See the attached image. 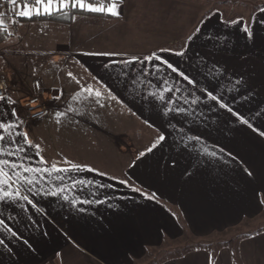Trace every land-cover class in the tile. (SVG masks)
Returning a JSON list of instances; mask_svg holds the SVG:
<instances>
[{"label": "crops", "instance_id": "obj_1", "mask_svg": "<svg viewBox=\"0 0 264 264\" xmlns=\"http://www.w3.org/2000/svg\"><path fill=\"white\" fill-rule=\"evenodd\" d=\"M24 1L0 2V19L9 33L0 42V75L7 81L5 96L16 101L14 105L0 101V114L9 119L14 107L17 118L10 122L19 125L10 138L3 133L6 140L0 141V147L10 151L21 147L26 152L0 159L48 170L52 164L60 168L78 164L81 171L21 174L37 181L30 186L33 192L67 187L64 194L70 199H101L106 203H78L73 209L58 197L33 196L27 192L29 185H23L24 194L41 211L23 201V210L19 204L7 208L0 204L4 213L0 219L17 232L13 237L0 226V240L5 242L0 245V264H145L148 256L156 258L166 245L186 237L203 241L263 214L264 136L259 133L264 132V115L258 113H264V8L251 16L237 17L239 24L224 20L216 10L209 11L184 37L161 41L158 32L132 18L128 0H120L116 17L68 9L69 16L63 13L61 17L64 21L24 19L18 15ZM31 1L30 11L36 15V6L41 8V4ZM98 3L107 7L111 0ZM72 15L77 18L72 20ZM37 23L44 27L34 40L31 28ZM244 26L254 30V42L246 40L240 30ZM197 28L200 32L189 45V54L206 55L215 38L226 41L222 51L209 57L228 69L224 87L216 94H223L234 110L258 126V131L223 109L211 113L201 105L203 116L171 120L177 129H185V138L202 137L199 144L185 145L181 133L167 127L161 118L159 102L142 99L148 92L159 91L157 86L165 79L171 83L176 78L159 61L145 62L144 57L156 52L187 70L188 61L161 49L180 50ZM126 35L130 41L125 40ZM133 57L138 61L127 68L119 63ZM106 61L109 69L103 67ZM237 76L247 78L250 87L240 93L229 92L230 81ZM180 83L187 91L176 94L178 102L191 109L183 104V97L189 96L192 86ZM88 87L102 93L103 107L85 99L89 94L81 89ZM109 89L117 100L108 98ZM246 93L252 98L241 100ZM36 95L47 115L30 120L25 102ZM17 132H27L33 147L10 144L9 139H19ZM161 132L168 136L167 141L147 153ZM204 147L217 155H204ZM141 152L146 156L137 160ZM41 157L45 163L40 162ZM57 176L63 179H55ZM81 179L94 183L71 187L73 180ZM122 180L126 183H120ZM97 184L112 187L97 188ZM80 208L85 211H78ZM246 234L214 249L205 245L187 248L154 264H264V227Z\"/></svg>", "mask_w": 264, "mask_h": 264}, {"label": "snow or ice", "instance_id": "obj_2", "mask_svg": "<svg viewBox=\"0 0 264 264\" xmlns=\"http://www.w3.org/2000/svg\"><path fill=\"white\" fill-rule=\"evenodd\" d=\"M11 3H16V0H9ZM37 4L43 5L41 8L35 9L36 15H48L52 16L57 13L63 12L65 16H69V12L66 11L68 9H79L80 11H88L92 13H100V14H109L113 17L119 16V12L117 8L120 6V0H111L110 6H95L96 0H36ZM31 7L30 4H24L22 6L21 11L18 12L19 16H23L26 18H31L33 15L32 11H29ZM72 20H75L77 17L72 15L70 17ZM230 23L239 24V21L233 20ZM4 25V20L0 19V28ZM241 32L246 34V40L255 41V33L254 30L250 29L247 26L242 27ZM200 29L197 28L192 35L187 37V43L180 50L175 51L172 49H161V51H169L172 55L181 57L182 60L188 61L187 70L179 67L177 64H173L167 58H162L156 52H152L149 55L144 57L145 62H155L159 61L160 64L166 66L167 69L171 71V73L176 74V78L173 79V82H169L168 79L163 81L162 85H158L159 91L156 92H148L147 96H142V99L146 101H158L162 111L160 112V116L165 120L167 127L178 130L181 133V143L185 145L195 142L199 144L202 141V137L199 135H191L187 138L184 137L185 129L181 126L177 129V125L171 123L172 119H179L183 117L184 120H187L189 116H203V107H206L208 112L215 113L216 109H223L227 113H230L231 116L235 117L236 120L243 124L247 125L248 128H251L253 131H258V126H254L249 119H247L240 112L234 110V108L228 103L225 99L224 95H217L216 92L219 88H223V78L225 77V73L228 72V69L223 64H220L219 61L209 60L210 56L216 55L218 52L222 51L225 47L226 41L223 39L215 38L216 42L211 45L208 49L207 54L194 53L192 55L189 54V45L194 41L196 36L199 34ZM213 39V38H209ZM96 55H106L113 56V53H97ZM243 60V56H241ZM138 61L137 57H133L132 60H123L119 63H122L125 68L129 65H133ZM105 69L110 68V64L106 61L103 65ZM123 71V69H122ZM147 74V73H146ZM69 76L72 74L69 73ZM95 79V77H93ZM180 81L186 82L187 85L192 86L191 91L189 92V96L183 97L184 105H191L192 108H186L180 105L179 97H176L177 93L182 91H187V89L182 88ZM218 82V83H217ZM151 83V82H149ZM250 87L249 81L247 78H243L242 76H237L234 80L230 81V86L228 88L229 92L240 93L242 89ZM81 91H87L88 96L85 98L86 100H92L95 104H100V97L102 93L98 90H95L91 87L86 89H81ZM199 92L200 95L196 93ZM175 97V99H173ZM202 97L204 99L202 100ZM75 98V97H74ZM108 98L112 100H117V97L112 94L111 89L108 90ZM252 98L251 94H245L241 96V100H250ZM56 99H60L59 96ZM232 99L235 101L236 97L233 96ZM0 101H3L7 105H14L16 101H14L10 96H5L4 94H0ZM208 102H212L209 104ZM199 109V111H197ZM73 109L69 107L67 111L71 112ZM58 116H64L65 113H58ZM258 115H264V113H258ZM11 118H17L16 109L13 107L10 111L9 119H4L2 114H0V141H5L6 136L3 133H7L8 137L12 136L13 130L19 125L14 122H10ZM59 123V120H57ZM147 123V121H146ZM261 136H264V132L259 133ZM16 136L19 137L17 140L9 139L10 144L19 145L20 143L26 144L29 148L33 147L32 141L29 139L27 132H17ZM168 136L161 132L155 142L146 150L147 153L153 152L154 149L162 147L163 144L167 141ZM39 145H35V148L39 150ZM223 153V149L220 150ZM18 152H26L25 148L17 147L16 150L10 151L5 147H0V156H15ZM146 152H141L137 157V160H140L142 157L146 156ZM204 155H211L215 157L217 154L215 151L209 153L207 147L203 149ZM230 154V153H229ZM37 155H40L39 151H37ZM41 163H45L43 158L41 157ZM67 163V161H66ZM6 169H11V171H6ZM71 170L81 171V166L78 164H72L70 168H60L57 167L56 164H52L50 170L48 169H36L29 167L25 164H17L14 161H9L8 159H0V204H3L5 208L12 207L14 205L19 204L21 210L24 209V204L20 203L21 201L31 205L37 212L41 211V208L37 207L36 203L33 202L32 199L29 198V195L24 194L25 189L23 185H29L27 188V192L31 193L33 196H40L43 194L44 196H52L58 197L63 201L69 203L73 209L76 208V205L79 204H104L105 200L95 199H79L78 197L69 198L68 195H65L69 189L67 187H57L56 189H50L48 191H41L38 189L33 192L30 187L33 183L37 181L32 178H28L21 173H30V172H40L47 171L49 174L55 173H65ZM87 171L92 172L94 169L88 168ZM100 175H104V173H99ZM251 174V173H249ZM55 179H63L60 176L55 177ZM94 182L92 180H88L85 182L83 179L81 180H73L71 187H75L76 185H84L85 187L92 185ZM120 183H126L125 181H120ZM15 186V187H14ZM97 188H111L112 185H104L97 184ZM134 191H139V189H133ZM155 194H153L154 197ZM151 198V197H150ZM110 207H115V205H109ZM78 211H85L84 208L78 209ZM4 215L3 211H0V217ZM0 226H3L4 229L9 232L13 237L17 236V232L13 231L11 227H9L4 219H0ZM4 240H0V245H3ZM27 243V241H25Z\"/></svg>", "mask_w": 264, "mask_h": 264}, {"label": "rangeland", "instance_id": "obj_3", "mask_svg": "<svg viewBox=\"0 0 264 264\" xmlns=\"http://www.w3.org/2000/svg\"><path fill=\"white\" fill-rule=\"evenodd\" d=\"M26 3L31 5L32 1L25 0L21 4V7ZM263 3L264 0H128L127 6L131 12L132 18H137L140 20V23L143 25L147 24L150 28L158 32L159 36L157 37H159L161 41H170L175 38L179 39L184 37L201 17L209 13V11L216 10L221 12L225 17H246L249 16L255 6ZM95 6L101 5L96 2ZM36 7L38 8L39 6ZM42 7L43 5H41V8ZM43 27L44 24L37 23L31 28L33 34L35 33L34 40H38ZM124 38L130 41L128 35L124 36ZM127 44H130V42ZM137 48L138 47L127 49L136 50ZM28 58L32 61L35 60V57ZM263 226L264 213L254 221L243 222L234 229H228L223 233L209 236L203 241L186 237L180 242L170 244L169 247L166 245L161 250L162 253L156 258L148 256L144 262L145 264H154L158 262L161 257H172L182 253V251L187 248H192L197 245H205V247L210 246L209 248L212 247V249H214L245 233L257 231Z\"/></svg>", "mask_w": 264, "mask_h": 264}, {"label": "built area", "instance_id": "obj_4", "mask_svg": "<svg viewBox=\"0 0 264 264\" xmlns=\"http://www.w3.org/2000/svg\"><path fill=\"white\" fill-rule=\"evenodd\" d=\"M7 91V81L0 75V94H4ZM25 108L30 120H37L47 115L45 105L41 101L39 96H33L25 102Z\"/></svg>", "mask_w": 264, "mask_h": 264}, {"label": "trees", "instance_id": "obj_5", "mask_svg": "<svg viewBox=\"0 0 264 264\" xmlns=\"http://www.w3.org/2000/svg\"><path fill=\"white\" fill-rule=\"evenodd\" d=\"M8 0H0V2H3L4 4H7L9 2H7ZM102 2L103 0H96V2ZM261 8H264V3L263 4H260V5H257L253 8V11L249 14V16L253 15V13ZM74 11H77V12H81L79 9H74ZM220 15L222 16V18H224V20L226 21H231V20H235L237 19V16H234L233 18L230 17V16H227L225 17L223 14H221V12H219ZM62 15H63V12L61 13H57V14H54L52 16H48V15H33L31 18H24V19H29V20H35V19H53V20H61L62 18ZM61 18V19H60ZM62 21H64L62 19ZM9 36V33L7 32V29L3 26L2 28H0V42H3L5 39H7V37ZM264 213V212H263ZM246 222H250V221H246ZM264 227V226H263ZM263 227H261L259 230L257 231H254L253 233H256L260 230L263 229ZM253 233H249V234H246V235H251Z\"/></svg>", "mask_w": 264, "mask_h": 264}]
</instances>
